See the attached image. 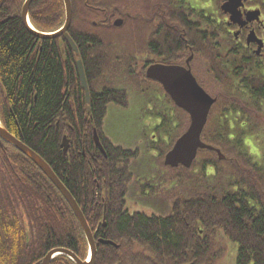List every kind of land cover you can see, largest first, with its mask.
I'll return each instance as SVG.
<instances>
[{
  "label": "trees",
  "instance_id": "obj_1",
  "mask_svg": "<svg viewBox=\"0 0 264 264\" xmlns=\"http://www.w3.org/2000/svg\"><path fill=\"white\" fill-rule=\"evenodd\" d=\"M71 1L73 23L68 32L77 53L65 37L43 40L27 29L21 13L26 0L3 3L0 119L10 134L51 167L80 207L95 240L113 243H97L96 264H217L225 254L216 242L218 232L238 246L236 264H264V163L244 147L247 137L264 135V70L243 68L245 61L239 55L226 53L221 44L206 43L203 37L208 52L203 57L213 62L218 85L211 88L216 104L201 141L220 150L224 158L200 151L191 169H170L173 179L191 187L190 193L174 200L167 217L132 214L125 207L126 196L133 180L130 165L139 151L115 146L104 135L109 104L128 108L130 89L154 104L160 126L152 146L162 161L187 130L189 118L162 88L155 84L158 90H152L146 69L133 68L131 17L121 30L102 25V14L129 9L127 0ZM32 2L29 19L38 33L64 28V1ZM136 30L143 42L139 57L162 59V50L148 49L144 27ZM79 61L90 91L89 104L77 73ZM153 94L163 95L162 102L157 103ZM235 119L234 135L230 121ZM244 123L245 128H238ZM95 131L105 156L95 146ZM64 138L70 142L67 154ZM32 167L34 172L27 166L33 175H26L23 194L27 202L33 199V209L38 202V262L57 248L86 261L89 246L74 212L51 180ZM52 264L75 263L64 255Z\"/></svg>",
  "mask_w": 264,
  "mask_h": 264
},
{
  "label": "flooded vegetation",
  "instance_id": "obj_2",
  "mask_svg": "<svg viewBox=\"0 0 264 264\" xmlns=\"http://www.w3.org/2000/svg\"><path fill=\"white\" fill-rule=\"evenodd\" d=\"M127 2L131 5L129 9L123 8L122 12L113 13L111 16L107 13L106 16L102 14L105 18L101 23L105 29L114 27L121 30L125 27L128 15L131 17V33L135 36L133 54L136 50L133 68L138 71L146 69L145 76L148 69L157 65L185 68L191 71L197 83L213 97V91L211 92L208 87L212 88L218 83L212 74L213 62L208 57H203L204 54H208L204 51L203 37L206 43L211 40L215 46L221 44V49L226 53L239 55L245 61L243 68L258 67L264 70V0L244 2V7L240 9L244 24L242 26L233 23L231 16L222 10L227 0H212V13L207 12L203 7H194L190 0H127ZM250 12H260L259 21L248 22L247 15ZM117 21H122V24L115 26ZM107 22L109 26L105 25ZM137 27H144L148 49L164 52L162 59L149 56L145 61L144 58L139 57V48L142 47L140 45H143V42L138 39L140 31L136 30ZM252 33L257 41H262L261 50L258 42L249 41ZM118 34L122 35V32ZM152 82L154 83L152 90L155 93L158 87L163 88L160 83ZM155 84L158 87H155ZM164 92V95L168 96L165 90ZM153 96L156 97L157 103L162 102L163 95L153 94ZM230 122V129L235 135L238 121L235 119ZM245 125V123L240 124L238 128H245L247 126ZM0 127L9 133L1 119ZM13 137L16 139L15 136ZM33 165L35 163L30 158L0 135V264H43L52 251L47 252L38 262V254H36L38 202L33 209V199L27 202L23 194L26 175H33L32 172L27 171V166L33 170ZM35 167L38 169L36 165ZM35 181H38V176H35ZM97 243L101 244V240L98 242L96 240V245Z\"/></svg>",
  "mask_w": 264,
  "mask_h": 264
},
{
  "label": "water",
  "instance_id": "obj_3",
  "mask_svg": "<svg viewBox=\"0 0 264 264\" xmlns=\"http://www.w3.org/2000/svg\"><path fill=\"white\" fill-rule=\"evenodd\" d=\"M32 1L27 0L25 2L22 13L23 24L27 27V29L43 40L56 39L62 36H65L66 40L70 44L73 50L77 52V47L68 32L72 26L73 21V7L71 0H63L66 7V23L64 30L60 31L57 34L53 35H44L35 31L28 19L29 10L32 5ZM251 2V0H227V3L222 7V10L225 14H229L231 16V21L236 24L244 25L242 23V13H240V9L244 7V2ZM4 0H1L0 7L3 5ZM260 12H250L247 15L248 22L259 21ZM122 21H117L115 26H120ZM250 42H258L260 44V50L263 47L262 41H257L254 33H252L249 37ZM78 71L83 89L86 92V101L90 103V92L88 88V83L86 80L84 68L82 63L78 62ZM147 79L160 83L163 86V90L167 92V94L171 97V100L175 103V105L185 111L190 117V126L186 130V132L176 141L173 149L168 152L165 157V166L176 169L178 167H184L186 169L192 168L194 162H196L199 150H207L212 152H217L221 155L220 150H216L214 147L206 145L203 143L202 134L207 125L209 115L211 112V108L215 104V100L212 99L197 83L196 79L193 78L191 71L180 68V67H166V66H153L148 69L146 74ZM90 112V111H89ZM88 112V113H89ZM0 135L6 139L7 141L14 144L18 150L22 151L27 157L32 160L35 165L41 170L54 186L61 192L65 200L68 202L72 210L74 211L85 235L87 241L89 242L90 251L92 254V260L90 263H83L78 259L71 251L66 249H56L52 251L44 260L43 264H51L52 258L56 255H66L72 258L76 264H95L96 260V240L92 231L85 220V217L76 203L73 196L66 189V187L62 184V182L58 179L56 174L53 172L51 167L43 160L39 155H37L31 149H28L27 146L19 142L12 135L7 133L5 130H2L0 127ZM94 141L96 146L99 147L101 152L104 153V149L100 144V139L97 135V132L94 134ZM64 152L67 153L69 149V142L65 138L63 141ZM103 244L113 243L108 241H101Z\"/></svg>",
  "mask_w": 264,
  "mask_h": 264
},
{
  "label": "rangeland",
  "instance_id": "obj_4",
  "mask_svg": "<svg viewBox=\"0 0 264 264\" xmlns=\"http://www.w3.org/2000/svg\"><path fill=\"white\" fill-rule=\"evenodd\" d=\"M203 8L209 13L213 11V8ZM131 40L134 43L135 36L131 37ZM208 88L211 90L210 87ZM129 102L128 108L109 104L103 124L104 135L113 145L132 152L139 151V157L130 165L133 180L128 186L125 207L132 214L143 213L147 216L167 217L171 213V204L174 200L190 193L191 186L173 179L175 173L165 168L164 160H160L159 150H155L156 148L152 146V142L158 140L157 127L160 124L159 118L152 115V111L155 110L154 104L135 92L130 94ZM249 137L264 146V135ZM254 159L263 164L264 154L260 160L255 157ZM217 234V245L225 250L224 256L217 264H236L238 246L231 243L222 232Z\"/></svg>",
  "mask_w": 264,
  "mask_h": 264
},
{
  "label": "clouds",
  "instance_id": "obj_5",
  "mask_svg": "<svg viewBox=\"0 0 264 264\" xmlns=\"http://www.w3.org/2000/svg\"><path fill=\"white\" fill-rule=\"evenodd\" d=\"M194 7H205L211 9L213 7L212 0H190ZM245 147L257 159L260 160L264 154V146H261L254 138L249 137L244 141Z\"/></svg>",
  "mask_w": 264,
  "mask_h": 264
},
{
  "label": "bare ground",
  "instance_id": "obj_6",
  "mask_svg": "<svg viewBox=\"0 0 264 264\" xmlns=\"http://www.w3.org/2000/svg\"><path fill=\"white\" fill-rule=\"evenodd\" d=\"M96 237V236H95Z\"/></svg>",
  "mask_w": 264,
  "mask_h": 264
}]
</instances>
